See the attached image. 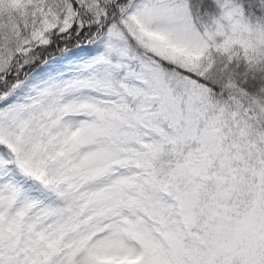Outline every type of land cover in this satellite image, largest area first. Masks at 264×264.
<instances>
[{
  "label": "snow or ice",
  "instance_id": "6c2138e0",
  "mask_svg": "<svg viewBox=\"0 0 264 264\" xmlns=\"http://www.w3.org/2000/svg\"><path fill=\"white\" fill-rule=\"evenodd\" d=\"M0 264H264V0H0Z\"/></svg>",
  "mask_w": 264,
  "mask_h": 264
},
{
  "label": "trees",
  "instance_id": "16d2710c",
  "mask_svg": "<svg viewBox=\"0 0 264 264\" xmlns=\"http://www.w3.org/2000/svg\"><path fill=\"white\" fill-rule=\"evenodd\" d=\"M53 55H56V53H53Z\"/></svg>",
  "mask_w": 264,
  "mask_h": 264
}]
</instances>
